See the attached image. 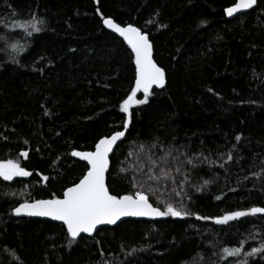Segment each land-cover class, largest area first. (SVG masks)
<instances>
[{"label": "trees", "instance_id": "16d2710c", "mask_svg": "<svg viewBox=\"0 0 264 264\" xmlns=\"http://www.w3.org/2000/svg\"><path fill=\"white\" fill-rule=\"evenodd\" d=\"M235 1L0 0V162L32 173L0 178V264H264V254L244 255L261 247L264 215L213 219L264 207V0L228 20ZM32 14L46 26L29 36L20 25ZM104 18L147 34L165 71V85L129 113L120 105L134 56ZM124 120L110 193L144 191L154 207L188 215L126 220L71 246L63 225L13 217L20 203L62 198L87 170L72 151H92Z\"/></svg>", "mask_w": 264, "mask_h": 264}, {"label": "snow or ice", "instance_id": "6c2138e0", "mask_svg": "<svg viewBox=\"0 0 264 264\" xmlns=\"http://www.w3.org/2000/svg\"><path fill=\"white\" fill-rule=\"evenodd\" d=\"M257 0H238L234 6L224 9V13L232 17L241 9H251L255 6ZM103 24L118 33L120 37L127 43L134 54L135 63V84L131 89V93L120 105L123 113H129V109L133 104L142 105L147 103L153 86L163 87L165 83V71L158 67L152 59V44L147 34L143 33L139 28L129 24L122 27L114 22L111 18L103 20ZM46 26V20L32 14L31 17L20 27L27 31L31 29L28 35L39 33L42 27ZM11 47L16 50L17 45L12 44ZM143 92L144 99H137V93ZM129 120H124L123 128L127 130ZM125 137V131H115L112 135L101 138L95 144L94 151L80 152L72 151L71 155L80 157L87 161V171L79 179L78 183H74L63 192L62 198L54 197L52 199H38L32 202L20 203L18 207L13 208L15 215H27L35 217H49L56 221H61L67 229L69 246L76 241L81 233L91 235L98 225H115L122 217H183L188 215L183 208H177L172 203H167L163 210L160 207H154L144 191H136L134 195H113L110 193L105 182V173L109 168V153L113 152V146L117 141ZM239 141L241 138L237 136ZM21 155L27 156L26 152ZM233 157L229 155L228 159ZM189 163L191 161L189 160ZM124 171V169H121ZM31 172L14 160L0 162V178L4 181H12L14 177H28ZM47 180V177H44ZM205 184L208 181L204 182ZM200 189L198 188L197 191ZM264 214V207H252L247 211H236L227 213L222 217H215V223L227 224L229 221L237 220L241 217L249 215ZM197 219L207 220L209 217H200ZM136 249H133L135 252ZM222 252L227 256L238 257L241 253V247L223 248ZM256 254H264V241L261 247H254L250 252L244 254L246 256H254ZM236 264H248L247 259L239 260Z\"/></svg>", "mask_w": 264, "mask_h": 264}, {"label": "water", "instance_id": "95a60500", "mask_svg": "<svg viewBox=\"0 0 264 264\" xmlns=\"http://www.w3.org/2000/svg\"><path fill=\"white\" fill-rule=\"evenodd\" d=\"M236 2H238V0H236L235 1V3ZM234 3V4H235ZM257 4V3H256ZM232 6H234V5H232ZM256 6V5H255ZM255 6H253V8H251V9H241L240 11H238L237 13H234V15L232 16V17H229V16H227L225 13H224V15H225V17H226V19H228V20H230V19H233V18H235V17H238V16H240V15H242V14H246L247 12H249V11H251L252 9H254L255 8ZM231 7V6H230ZM104 19H106V18H104ZM103 19V20H104ZM103 20H102V25H103V27H104V29L107 31V32H109V33H111V34H113L114 36H116L117 38H119L120 40H122L124 43H125V45L130 49V51H131V48L127 45V43L123 40V38L122 37H120L119 36V34L118 33H115V32H113L111 29H109V28H107L104 24H103ZM127 26V25H126ZM122 27H124V26H122ZM135 27V26H134ZM132 52V51H131ZM133 54V53H132ZM133 56H134V54H133ZM152 59H153V49H152ZM153 61H154V59H153ZM154 63H155V61H154ZM134 66H135V63H134ZM158 66V65H157ZM159 67V66H158ZM136 70V69H135ZM135 84V83H134ZM164 85H165V83H164ZM160 88H162V87H157V86H153V88H152V90L153 89H160ZM151 90V91H152ZM142 92V91H141ZM123 131H125L126 132V130H123ZM113 134V133H112ZM111 134V135H112ZM110 136V135H109ZM104 138V137H103ZM123 139H124V137L120 140V141H117V143H116V145H114L113 146V152H114V150H115V148L119 145V143H121L122 141H123ZM100 140V139H99ZM98 140V141H99ZM97 141V142H98ZM95 150V146H94V149L92 150V151H94ZM75 151H78V150H75ZM80 152H87V151H80ZM113 152H111V153H109V168H110V157H111V155H112V153ZM72 156V155H71ZM72 158L74 159V160H77V161H79V162H82V163H84L86 166H87V161H85V160H82L80 157H75V156H72ZM109 168H108V170L106 171V173H105V182H106V186H107V181H106V174H107V172L109 171ZM87 171V170H86ZM79 182V181H78ZM77 182V183H78ZM63 197V196H62ZM30 203V202H29ZM19 206V204L16 206V207H18ZM258 214H261V215H264V214H262V213H258ZM12 215H13V217L14 218H17V219H33V220H44V221H50V222H53V223H56V224H60V225H63V223L61 222V221H56V220H53V219H51V218H49V217H35V216H27V215H24V214H21V215H15L14 213H13V211H12ZM161 217H131V216H129V217H122L118 222H117V224H115V225H98L97 226V229L91 234V235H89V234H87V233H81L80 234V236L77 238V239H79L81 236H92V235H94L98 230H100L101 228H111V227H115V226H117V225H119L120 223H122V222H124V221H126V220H131V219H133V220H142V221H153V222H155V221H158L159 219H160ZM64 226V225H63ZM65 227V226H64ZM65 229H66V227H65ZM66 231H67V229H66ZM76 239V240H77Z\"/></svg>", "mask_w": 264, "mask_h": 264}]
</instances>
